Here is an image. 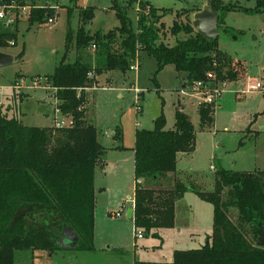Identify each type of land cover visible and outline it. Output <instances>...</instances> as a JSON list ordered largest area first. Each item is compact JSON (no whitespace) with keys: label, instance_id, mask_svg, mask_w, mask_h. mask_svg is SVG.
I'll return each mask as SVG.
<instances>
[{"label":"trees","instance_id":"trees-1","mask_svg":"<svg viewBox=\"0 0 264 264\" xmlns=\"http://www.w3.org/2000/svg\"><path fill=\"white\" fill-rule=\"evenodd\" d=\"M12 1L0 0V4ZM210 2L220 10L219 23L225 20L228 10L254 12L264 6V0H256L252 7L223 4L221 0ZM139 5L135 25L127 6L114 0L113 7L120 19L118 26L92 34L84 25L80 26L78 45L98 46L94 65L83 59L66 61L64 57L54 72L47 75L57 105L65 115L73 117L72 125L27 124L17 114H7L0 108V264H17V250L95 248V169L105 146L98 137L97 125L86 118L87 92L79 89L93 84V73L109 69L127 71L143 50L156 58L157 71L173 63L178 71L186 73L185 85L206 80L215 60L219 63L217 77H235L236 72L226 68L230 56L220 49L219 36L208 38L193 25L194 9L185 8L187 19H174L170 31L175 35L184 31L188 35L178 37L171 45L160 40L162 17L169 8L156 7L149 0H140ZM77 6L83 20L95 14L93 5ZM57 12L55 5L35 6L28 19L43 22ZM72 13L69 6L68 15ZM177 15L180 17L181 11ZM72 34L70 29L67 49ZM117 36L121 38L120 50L112 47ZM11 40L17 42L16 31L0 30V47L11 45ZM215 106L213 102L198 104L199 127L212 124ZM114 136L122 138L119 126ZM196 136L191 116L180 106L173 127H165V116L161 113L153 128H136L133 146L136 230L151 233L157 227L174 226L176 200L187 190L213 204V228L203 245L175 249L171 261L137 259L135 264H264V247L256 243L264 227V169L222 167L215 173L212 190L187 184L180 177L170 186L158 185L162 178L178 169L179 152L195 150ZM67 229L76 235L72 239L74 244L69 243Z\"/></svg>","mask_w":264,"mask_h":264},{"label":"rangeland","instance_id":"rangeland-1","mask_svg":"<svg viewBox=\"0 0 264 264\" xmlns=\"http://www.w3.org/2000/svg\"><path fill=\"white\" fill-rule=\"evenodd\" d=\"M118 1L127 6L128 14L135 25L139 14L138 0ZM149 1L156 7L169 8L162 17L164 26L161 29L160 40L172 45L178 37L188 35L184 31L177 35L170 31L174 19H187L185 8L196 10L209 0ZM221 1L223 4L238 3L245 7L256 4V0ZM77 2L76 4L74 0H35L37 6L46 4L56 6L58 11L56 19L51 22L48 20L30 22L28 17L20 21L19 26L0 22V30L18 33L17 43L1 49L9 50L15 55L24 49L22 56L14 62L0 66V101L4 100L0 108L3 112L17 114L24 123L42 126L55 123L56 116L65 117L56 106V98L52 94L54 89L46 87L47 75L54 72L64 57L70 62L83 59L95 64L98 46H93V43L82 47L78 45L77 32L80 26L84 25L92 34L96 31L106 32L120 24L116 9L113 7L114 0ZM78 4L93 5L95 7L93 17L83 20L79 14ZM69 6L73 9L71 15H68ZM178 11H181L180 17L177 15ZM195 12L191 13L192 18ZM224 17L225 20L219 23L221 31L219 47L230 56V64L226 65V68H231L236 73L233 79L226 77L229 81L221 97L216 100L214 121L209 126L199 127L198 104L204 100L205 95L202 90L184 86L186 73L178 71L173 63H168L157 71L156 58L141 50L139 54L141 65L138 70L129 69L126 73L116 70L112 84H104L108 71L104 70L95 75L97 81L104 83L102 87L90 91L87 115L89 120L97 125L98 137L105 146L102 155L116 163L112 170L103 166L98 167L95 180L99 194V219L96 224L101 246L107 245L103 238L110 230L122 235L128 245H132L136 240L133 220L127 214L133 206L134 198L133 146L136 128H153L155 118L161 113L165 116V127L171 128L175 124L177 107H183L197 128L195 150L189 157L186 159L181 157L179 161V168L185 170L183 179L187 184L195 183L204 190H212L215 173L222 167L264 169V6L254 12L231 9ZM70 29L73 34L67 49L66 41ZM112 47L115 50L121 49L119 36ZM18 73L24 75L25 85L17 89H20V92H15L13 96L7 98L6 94L10 92V88L6 85L10 84ZM34 76L40 80L38 85H32ZM257 80L262 83L261 88L253 87ZM215 83L207 80L202 85L213 87ZM246 86L249 87L248 90H245ZM135 87L141 91L139 99L137 98L139 91ZM117 126L121 128L122 138L110 133V130ZM183 197V203L191 201L199 215L196 213L194 219L189 220L192 226H196L198 233L186 241H189V245H201L207 240L206 234L212 230V203L202 199L192 190H187ZM108 207L116 210L121 207L123 211L119 216H114L107 212ZM231 216H235L234 209L231 210ZM66 235L71 238L69 243L76 238L72 229H67ZM137 241L139 247L147 244L152 248L151 243L157 242V235L153 234L152 230L151 233H145L144 238H137ZM164 246L163 251L140 253H145L146 256L142 257H162L159 255L164 253L161 259H165L170 247L169 242ZM60 249L57 250L59 257L56 260L52 259L51 264L69 263L71 260L78 263L87 261L88 264L96 263L110 254L101 249L93 255L92 261L86 260L82 255L75 259L71 253L75 250L85 252L83 251L85 249ZM32 252L30 249L17 250L16 263L49 264L45 259L34 261ZM21 254H27V257H21Z\"/></svg>","mask_w":264,"mask_h":264},{"label":"crops","instance_id":"crops-1","mask_svg":"<svg viewBox=\"0 0 264 264\" xmlns=\"http://www.w3.org/2000/svg\"><path fill=\"white\" fill-rule=\"evenodd\" d=\"M26 1L27 2H33V3L35 2V0H26ZM195 11H197V10L192 11V13ZM23 19L24 18L19 19V21L16 23V25L19 26L20 21H22ZM17 36H18V33H17ZM0 49H1V47H0ZM2 50L11 52V51L6 50V49H2ZM11 53L13 54V52H11ZM13 55H14L15 60L18 59L17 55H15V54H13ZM116 70H119V69L105 70L106 72L108 71V74H106L105 83L103 82L104 84H112L113 83V76H114V73ZM119 71H122V70H119ZM127 71H122V72L126 73ZM96 74L97 73H93V78L95 79V81L93 79L92 82H93V85L95 84L98 87L90 88V89L86 90L87 97H88V100L86 102V107H87L86 118L89 122H91V121L89 120V117L87 115L88 114L87 111H88V103H89V98H90V91L103 86V83L101 84L100 81L96 80V79H98V78H96L97 76L95 77ZM16 76L17 77H15L13 79V81H11V83H13L15 81V79H17L18 77H21V76L24 77V75H22L21 73H18ZM247 82H249V80ZM10 84L6 85V87L10 88V92L8 94H6L7 98L10 97L11 95L13 96L15 92H18V91L20 92V89L14 90V89H12V87H9ZM46 87H51V85L48 83L46 85ZM52 94L54 96V90H53ZM119 94H121V93H119ZM1 101L3 103L4 100L1 99ZM182 109H184V108L182 107ZM215 109H216V106H215ZM214 114H215V112H214ZM53 124H54V122L52 124H48V125H53ZM114 132H115V129L110 130V133H112L113 136H114ZM191 153L192 152H179L178 153V169L176 171L170 173L167 178H162L159 181L158 185L159 186L160 185L170 186L174 182V179L176 177L177 178L178 177L183 178V173L185 172V170L183 168H179V161L181 160V157L186 159L187 157H189L191 155ZM134 161H135V158H134ZM114 165H116L115 162L106 158L105 155L104 156L102 155L101 159H100V161L97 164L96 169H95V180H96V175L98 174V167L103 166L104 168H106L108 170H112ZM135 185H136V180H135ZM100 188L103 190L102 187H100ZM95 189H96V185H95ZM134 190H135V186H134ZM186 193H187V191L185 192V194ZM183 196L176 200V217H175L174 226H172V227H157V228L153 229V232H154L153 234L157 235V242L155 241L154 243H151L152 248H150L149 245H147V244H144L142 247H139L137 238H144L145 232H144V236H142V237L137 236L135 224H134V231H135L134 236H135L136 240L133 241L132 245H128L125 238L122 235H119V233H113L110 230L109 233L108 232L105 233L104 238H103L104 240H106L107 245L101 246L99 244V240H98L99 234L97 232L98 227L96 224V222L99 219V213H98L99 194H98L97 189H96L95 237H94L95 248L83 250L85 252H80V250L79 251H76V250L71 251V253H73V255H74L73 257H75V259H77L78 255H82L85 257L86 260L91 259L93 261V255H95L97 252H99L102 249V250H105L108 253H110L109 256L107 258H102L101 262H96V263L92 262L90 264H135V261L137 259L171 261L173 259L175 249L193 248V247H199V246L203 245L204 242L201 245H189V241H186L189 238L195 237V235H197V233H198L196 226H192L190 224V221H189V220L194 219V216L198 211L196 210V208L194 207V204L191 201L188 200V202L183 203L184 202ZM206 201H208V200H206ZM212 206H213V204H212ZM180 207H181V209H180ZM130 209L128 210L127 214H128V216H131L133 223H134V206H132L133 211L131 214L129 213ZM110 210H114V209L111 207H108L107 212H109ZM122 211H123V208L121 210V213H122ZM197 215H198V213H197ZM212 218H213V216H212ZM212 228H213V221H212ZM166 229L168 231L164 232V230H166ZM211 233H212V230L206 234L205 238H207V240H209L208 236ZM171 241H172V243H171ZM167 242H169L170 247H168V252H167L168 255L165 256V259H161L163 257L162 254H164V253H160V255H159L162 257H157V256H155V257H142V256H146L145 255L146 252L153 251V253H155L156 251H163V249L165 247L164 245H166ZM190 244H192V243H190ZM57 250L58 249H56L54 251H49L47 249H35L32 252V256H33V259H35L34 261L39 260V259L43 261L45 259V261H47V262H49V264H51L52 259L56 260L57 257H59V254H58L59 252H57ZM60 250H66V248L65 249L61 248ZM140 252H145V253H140ZM21 257H27V254H21ZM52 264H54V262ZM63 264H88V261L78 263V262H75L74 260H71L69 263L63 262Z\"/></svg>","mask_w":264,"mask_h":264},{"label":"built area","instance_id":"built-area-1","mask_svg":"<svg viewBox=\"0 0 264 264\" xmlns=\"http://www.w3.org/2000/svg\"><path fill=\"white\" fill-rule=\"evenodd\" d=\"M140 3V0H138V5ZM37 6L35 3L33 2H24L21 3L17 0H13L12 2L9 3H4V4H0V22L4 23L5 25H12V24H16L19 19L21 18H27L29 17L32 9ZM140 6V5H139ZM138 6V8H139ZM56 19V16L53 15L51 17H49L48 21H54ZM11 43H14V40H11ZM93 46H96L95 43L92 44ZM140 55L139 53H137V56L135 58V60L133 61V63L130 65V69H134V70H138L140 67ZM218 62L215 60L213 62V68L209 69L207 71V79L206 80H196L195 83H193L192 85H188L189 87H191L192 89H199L202 90L203 94L205 95L204 100L200 101L201 102H213L221 97L225 86L227 85V82L229 80H227L226 78H219L217 77V72H216V66H218ZM207 80L210 81H215V85L213 87H206L204 85H202L203 83H205ZM40 82L39 78L34 76L33 81H32V85H38V83ZM25 85V77L21 76L20 78L16 79L12 84L9 85V87H12L14 89H18L21 88ZM184 86H187L184 84ZM98 86H96L95 84H88L82 87H79V89H85L88 90L90 88H96ZM204 87V88H203ZM252 87V86H250ZM253 87H257V88H261L262 87V83L260 81H256L255 85H253ZM136 89H138V87H135ZM249 87L246 86L245 90H248ZM139 91V89L137 90ZM140 92H138V96L137 98L139 99L140 96ZM56 98V96H54ZM2 101H0L1 104ZM56 106L57 108V99H56ZM140 108V107H138ZM141 109V108H140ZM61 110V109H60ZM64 118H60V117H55V125L56 126H69L73 124V117L71 115H64ZM141 180V179H139ZM133 199V206H134V198ZM121 210L122 208L120 207L119 209H114V210H110L109 212L112 213L114 216H119L121 214ZM137 236L142 237L144 236V231L142 229H137L136 230Z\"/></svg>","mask_w":264,"mask_h":264},{"label":"water","instance_id":"water-1","mask_svg":"<svg viewBox=\"0 0 264 264\" xmlns=\"http://www.w3.org/2000/svg\"><path fill=\"white\" fill-rule=\"evenodd\" d=\"M220 10L213 7V4L206 2L199 10H197L192 18V23L195 28L201 31L208 38H214L220 35L219 29ZM15 58L11 52L0 49V66L14 62ZM178 108V107H177ZM131 208L129 213L131 214ZM72 241L71 244H74ZM256 243L264 247V227L260 231L256 239Z\"/></svg>","mask_w":264,"mask_h":264}]
</instances>
